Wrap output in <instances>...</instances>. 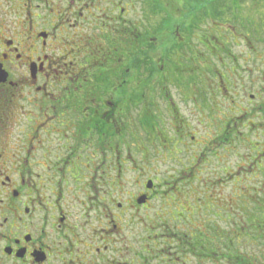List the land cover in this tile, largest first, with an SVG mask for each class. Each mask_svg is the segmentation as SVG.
<instances>
[{
	"label": "flooded vegetation",
	"instance_id": "af4514ba",
	"mask_svg": "<svg viewBox=\"0 0 264 264\" xmlns=\"http://www.w3.org/2000/svg\"><path fill=\"white\" fill-rule=\"evenodd\" d=\"M152 1L0 0V264H202L205 233L233 264L234 228L222 236L217 223L235 207L245 220L248 205L264 209V120L236 117L242 100L219 97L229 101L235 81L245 91L261 54L249 25L240 35L228 22L231 4L190 8L202 18L220 6L186 38L168 26L184 0ZM231 42L246 46L242 67ZM151 125L162 127V152ZM160 191L177 224L150 213ZM203 208L222 213L203 220ZM135 226L147 236L124 241Z\"/></svg>",
	"mask_w": 264,
	"mask_h": 264
},
{
	"label": "rangeland",
	"instance_id": "374dc122",
	"mask_svg": "<svg viewBox=\"0 0 264 264\" xmlns=\"http://www.w3.org/2000/svg\"><path fill=\"white\" fill-rule=\"evenodd\" d=\"M207 0H184V5L187 8V10H185L182 6V8L184 9V11H182L179 15L177 14V12H173L171 15H173L175 18L174 19H169L168 23H169V27L170 26H183V31L182 34L183 36H185L186 38L190 37V34L193 33H198L197 32V28L200 27L203 30V25L206 23H210L209 25L214 24V22L212 20H217L216 19V15L215 13L210 10L208 12L205 13V15H207V18L204 17L201 18L200 15H198V12H191L190 8L194 9L195 7L198 8L199 6H204V3ZM167 2L166 0H153L151 2V4L155 7V8H159L162 7L164 5V3ZM177 4H178V0H176ZM175 1H173L174 4H176ZM182 2V1H181ZM230 4L232 6H236V10L234 11L233 16H228V18L230 17V21H228L231 25H233L235 28L234 30L238 31L240 35L243 34V27L242 24L246 23L247 25H249V32H250V41H251V50L255 51V52H260L259 54L262 55V60H259V57L261 55H259V57H251V65H250V72L248 73L249 76V80L248 83L245 82V91H241L239 90V82L236 83V81L234 82L235 87L232 89L233 92H231L227 97H230L229 101L226 99H224L222 96L219 97V101L223 102V106L224 107H232V103L230 102L231 100L234 99V101H236L235 105L233 104V106L235 107L237 105V101H239V99L242 100L243 102V107H244V111L243 110H239L236 112V117H243L245 118V120H249V121H259V120H264V0H221L218 5H223V8H229ZM215 6V8L217 7ZM178 7V6H177ZM173 8V5L172 7ZM180 8V7H179ZM207 19V20H206ZM226 22H215L216 25H214V27L212 28V30H215V33H217L219 30H223L222 26H228V23ZM170 30L172 31L173 28L171 27ZM231 32V31H230ZM242 38V37H241ZM240 38V39H241ZM170 40H174L173 36H169ZM230 39V37H229ZM232 39V37H231ZM241 44V43H240ZM246 46H243V44H241V46L237 47L235 44H233L232 42L230 43V47L229 49L232 50V55L236 56L239 59L238 65L239 67H242V61L241 59V55L242 52H244L246 50L245 48ZM252 54V53H251ZM253 56V54H252ZM215 66L217 67V65L215 64ZM183 69H187L186 67ZM218 69V67H217ZM184 79L186 82H191V84L193 86L196 85V87H198V82L200 81L199 76L191 74V75H183ZM242 77V80H244V77H246V75H243L242 71H240V78ZM237 96V97H236ZM238 96L240 98H238ZM253 96V100L251 99V97ZM225 111V109H223ZM246 111L248 113H246ZM246 115V116H245ZM162 130V127L159 125H151L150 126V130L148 131V133H150L152 135V139L154 141H156L157 143H155V150L158 152H162V148L160 146V143L162 142V139L160 137V132ZM167 130H169V128L167 127ZM253 131H256L257 129H252ZM170 131V130H169ZM253 135V134H252ZM256 138H252L251 141L252 142H256L255 140ZM159 143V144H158ZM242 149V148H241ZM157 153V152H156ZM245 153V151L240 150L238 152V154H243ZM235 162H237V160H235ZM154 166L157 169L156 172L160 173V177L162 178L163 172H164V165L161 162V157L156 156V158H154ZM259 183V182H258ZM254 186H251V188ZM254 189V188H253ZM260 189L263 193L264 196V187H260L259 185L258 187L256 186V190ZM230 190H226L225 191V195H227V193H229ZM206 195L207 197L210 196V198H213L216 200V194L217 192L214 193H209ZM244 194V192L242 191V193H238L237 192V196H242ZM252 192L250 193L251 196ZM180 195H179V199H180ZM205 198V197H204ZM241 198V197H240ZM241 201V199H240ZM178 202H176L177 204ZM168 197L165 195H163V192L160 191V193L158 194V197L152 202V208L150 213H152L155 222H159L160 219L164 218L166 215H168V217L170 218L171 221L175 222L176 224L178 223L179 219V215L180 212L176 209V210H172L171 214L168 213L169 208H168ZM180 204V203H179ZM172 206H175V204H172ZM203 206V203H202ZM258 206V205H257ZM255 207V205H248L247 206V210H249V215L250 217H256V216H260V212L264 209H259L258 207ZM204 207V206H203ZM225 210V207H222ZM241 209V210H240ZM203 220H206L207 216H213V219H216V216L218 215L217 212L222 213V210L219 211L218 209H216V211H208L206 210V208H203ZM231 211V210H230ZM145 211H141L140 214H144ZM223 215L225 216L224 212ZM173 217H176L177 219L174 221ZM166 219V218H164ZM258 219L254 218L253 220V224L257 225V221ZM212 222V221H211ZM260 223V222H259ZM218 226L221 228V231L219 229L220 234L223 236H226L227 232H232L234 228V231L236 233V231H238L240 229V227H246L249 230L250 227V223H249V219L245 220V216H243L242 214V208L239 207H235L234 209V219L232 220V222H225V218H223L221 221H219ZM260 226H262L264 228V224L261 223ZM206 223H204V229H206ZM258 227V226H256ZM133 231H126L123 233V239L124 241H132L134 242L137 241L138 236L141 235L142 236H147V234L145 233V231L142 230L141 226H135L133 228ZM247 230V231H248ZM252 230H256L258 231L259 228H253ZM251 232V231H250ZM138 234V236L136 235ZM243 243V250L245 252V254L248 255V261L250 262L249 264H264V243L263 241H253V240H244L243 242H241V245ZM129 244V243H128ZM189 259V257H188ZM258 262V263H257ZM260 262V263H259ZM187 264H200V263H196L194 259L191 260L190 263ZM202 264H215V262H212L210 260H205L203 261ZM225 264V263H224Z\"/></svg>",
	"mask_w": 264,
	"mask_h": 264
},
{
	"label": "trees",
	"instance_id": "16d2710c",
	"mask_svg": "<svg viewBox=\"0 0 264 264\" xmlns=\"http://www.w3.org/2000/svg\"><path fill=\"white\" fill-rule=\"evenodd\" d=\"M220 7V6H219ZM219 7H214L213 12L215 14L218 13V9ZM234 8H236V6H234ZM207 18V15L204 14V16H202V18L204 19ZM218 17V16H216ZM207 20V19H206ZM249 223H250V227L249 230L246 227H240V229L238 231H236L235 233V237H234V256H233V264H249L250 262L248 261L249 257L247 254H245L244 250H243V243L241 245V242H243L244 240H253V241H263L264 243V228L262 226H260L261 223L264 224V222H257V225L253 224V217H251L249 219ZM258 226V227H256ZM259 228L258 231L256 230H252L253 228ZM248 230V231H247ZM251 231V232H250ZM210 233V232H208ZM206 234V233H205ZM205 234H203V242H207L208 245H211L212 247L209 248V251L204 250L203 251V261L205 260H224V262L222 264H228L227 261V250L223 252L222 255L218 256L216 255L215 252L211 253L210 250H214L215 247L213 245V242H215V236L212 234V237H207L205 236ZM217 241V240H216ZM258 263V262H257ZM260 263V262H259Z\"/></svg>",
	"mask_w": 264,
	"mask_h": 264
},
{
	"label": "water",
	"instance_id": "95a60500",
	"mask_svg": "<svg viewBox=\"0 0 264 264\" xmlns=\"http://www.w3.org/2000/svg\"><path fill=\"white\" fill-rule=\"evenodd\" d=\"M144 203H145V199L142 198L139 200V204H144Z\"/></svg>",
	"mask_w": 264,
	"mask_h": 264
}]
</instances>
